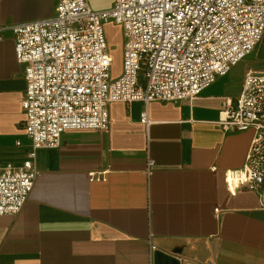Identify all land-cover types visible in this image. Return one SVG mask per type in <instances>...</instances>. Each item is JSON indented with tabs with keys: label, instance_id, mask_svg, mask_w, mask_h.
Wrapping results in <instances>:
<instances>
[{
	"label": "crops",
	"instance_id": "0c3cea01",
	"mask_svg": "<svg viewBox=\"0 0 264 264\" xmlns=\"http://www.w3.org/2000/svg\"><path fill=\"white\" fill-rule=\"evenodd\" d=\"M56 1L0 0V24L52 17ZM88 2L104 10L115 0ZM254 52L261 63L246 68ZM254 52L194 100L112 102L107 130H67L60 147L38 149L27 201L19 213L0 215V264H154L158 250L181 264H264L259 194L228 186V171L246 163L253 131L219 123L245 74L264 70V34ZM23 68L15 35L5 30L0 167L22 165L31 149ZM146 109L149 125L141 122Z\"/></svg>",
	"mask_w": 264,
	"mask_h": 264
},
{
	"label": "built area",
	"instance_id": "2783aa9c",
	"mask_svg": "<svg viewBox=\"0 0 264 264\" xmlns=\"http://www.w3.org/2000/svg\"><path fill=\"white\" fill-rule=\"evenodd\" d=\"M109 20L124 30L118 75L104 29ZM5 30L14 33L24 67L31 139L22 165L0 167V215H15L38 176V149L60 147L67 130H107L112 102L196 99L254 52L264 34V0H115L104 10L88 0H57L52 17L0 24V40ZM222 114L225 131H253L244 167L228 171L229 190L257 191L264 208V70L245 74ZM141 122L150 124L147 109Z\"/></svg>",
	"mask_w": 264,
	"mask_h": 264
},
{
	"label": "rangeland",
	"instance_id": "374dc122",
	"mask_svg": "<svg viewBox=\"0 0 264 264\" xmlns=\"http://www.w3.org/2000/svg\"><path fill=\"white\" fill-rule=\"evenodd\" d=\"M104 29L108 46L110 48L111 55L114 59L112 73L113 75L121 74L123 70V52L125 43L123 27L115 21L109 20L105 22ZM252 55L253 56L249 58L252 59L251 61H247L246 59L243 61L246 68L250 66H256L261 63V59L263 58L262 54L254 52Z\"/></svg>",
	"mask_w": 264,
	"mask_h": 264
},
{
	"label": "water",
	"instance_id": "95a60500",
	"mask_svg": "<svg viewBox=\"0 0 264 264\" xmlns=\"http://www.w3.org/2000/svg\"><path fill=\"white\" fill-rule=\"evenodd\" d=\"M154 264H181V261L161 250H158L154 254Z\"/></svg>",
	"mask_w": 264,
	"mask_h": 264
}]
</instances>
